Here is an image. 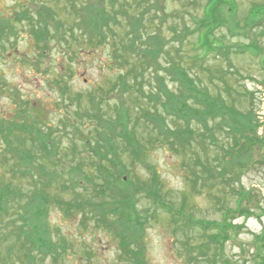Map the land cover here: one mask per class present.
<instances>
[{"label":"rangeland","instance_id":"obj_1","mask_svg":"<svg viewBox=\"0 0 264 264\" xmlns=\"http://www.w3.org/2000/svg\"><path fill=\"white\" fill-rule=\"evenodd\" d=\"M85 1L96 0L49 1L48 6L42 5L43 0H0V18L17 19L12 31L2 26L9 36L0 56V182L24 192H29L30 179L16 170L17 157L8 152L9 147L35 151L39 137L49 136L55 146L58 142L59 158L54 157V148L53 157L43 160L49 169L65 170L63 181L69 183L82 170H92L97 159L85 143L92 135L88 113L98 112L87 95L92 94L109 113L120 102L117 79L127 67L113 63L109 42L89 44L90 35L80 22L86 14ZM106 6L110 8L108 2ZM114 6L122 22L115 26L118 35L128 28L119 11L122 7L138 30V44L147 43V33L164 36L163 54L143 72L144 91L155 90L159 76L176 91L175 70L171 71L175 61L189 74L198 94L217 103L206 124L198 119L190 122L191 136L179 141L178 147L184 144L179 151L157 141L145 150L143 163L129 165L125 160L130 170L118 182L125 190L121 203L129 208L130 219H146L145 264H260L259 255L264 256V29L260 23L264 0H115ZM209 7L224 20L211 27L214 50L205 54L202 48L195 49L202 35L196 27ZM27 8L33 17L19 21V12ZM51 15L64 24L61 29L55 30ZM40 19L49 23L50 33L43 39L34 34ZM251 44L261 49L258 55L247 49ZM122 95L141 129L146 120L138 105L151 108L152 103L135 91ZM199 106L198 113L205 114ZM226 108L233 112H225ZM166 121L171 128H183L171 115ZM148 164L156 171L159 186L152 183ZM79 182L74 192L57 195L112 201L108 192L105 198L99 193L100 179ZM155 186L162 188L154 190ZM169 209L178 217L171 216ZM13 217L9 213L0 221L4 225ZM47 222L52 239L58 242L63 237L68 243L58 264H133L123 256L118 238L92 215L82 222L79 213L67 217L51 204ZM6 231L3 227L0 232ZM1 251L2 257L6 255L5 249ZM50 263L48 256L41 264Z\"/></svg>","mask_w":264,"mask_h":264},{"label":"trees","instance_id":"obj_2","mask_svg":"<svg viewBox=\"0 0 264 264\" xmlns=\"http://www.w3.org/2000/svg\"><path fill=\"white\" fill-rule=\"evenodd\" d=\"M49 1L57 0H43L42 5L48 6L46 3ZM85 2L87 3L85 7L86 14L84 17H80V22L85 25L84 28L87 29L90 35L88 36L89 44L95 46L103 42H109L113 63L127 67L125 73L123 75L119 74L117 79L119 87H121L120 102L111 108V111L109 110L111 113H109L108 110L100 106L101 104L99 105V102L97 103L92 94L89 93L87 95L91 106H94L95 103L98 105V112L88 113L92 135H87L85 143L86 146L88 145L92 148V152L97 159L93 163L92 170H82L80 177L71 178L69 183L63 181L65 170L62 168L56 170L55 167L49 169V166L43 160L46 156L53 157L51 152L54 151V148H56V156L54 157L59 158L57 156L58 142H56L55 146L54 139H50L49 136L39 137L37 142H35V151L31 148H18L19 146H12V149L9 147L8 152H12V155L15 154L17 157L16 170L21 172L20 175L30 179L31 187L29 192H24L13 187L10 182L7 184L0 182V219L9 213H13L16 216L7 219V223L4 225L0 221V231L3 227L7 228L6 232H0V264H41L48 256L52 259L50 264H58V260L62 257V251L65 250L68 243L63 237H60L58 242L51 237L52 231L47 222L48 208L51 204L58 206L67 217L74 213H79L82 222L89 215L94 216L97 223L104 225L108 231L118 238V243L125 258L128 257L133 264H145L143 257V225L146 219L144 221L130 219L129 208L122 206L121 203L122 198L124 199L123 196H125L123 193L125 190L122 189L124 185L121 187L118 182L123 180V178L121 179V174L130 170L125 160L129 161V165L143 163L146 155H144L145 150L152 147L157 141L162 142L171 150L177 149L179 151L184 145L178 147L179 141L185 136H191L188 126H190L189 124L193 119H198L206 124L209 117L213 118L211 113H213V108L217 104L213 101L214 98L209 97L207 94L202 96L198 94L197 86L189 74L184 71L182 65L178 64V67H176L177 63L175 61H172L174 67H172L171 71L175 70L172 74L175 76L178 86L176 91L168 88L162 76H159V84L155 90L144 91L142 85L144 82L143 72L147 68H151V63L156 62L158 57L163 54V49L166 45L161 32L155 34L154 37L152 34L145 32V34L147 33V43L145 40H141L138 44L136 41L138 38L140 39V36H136L138 30L130 23L127 12L122 7H120L119 11L123 12L124 16L122 17H124L128 28L125 29L124 33L122 32L118 35L115 26L121 25L122 22L118 18V10L114 9L115 0ZM106 2L109 3L110 8H107ZM94 3L102 6L93 5ZM74 5L77 7L76 3ZM205 12V18L197 21L196 29L202 31V35L196 43L195 49L202 48L204 53L208 54L214 50L209 39L211 27L215 22L224 19L220 14L216 16L215 10L211 11L210 7ZM31 13L33 11L30 8L20 11L18 14L19 21L23 18L30 20L33 17ZM51 19H54L51 22L55 30L61 29L64 25H61L62 22L56 21L57 19L54 15H51ZM15 20L17 19L14 17L0 18V56L5 50L3 43L9 36L5 32L6 29L2 26H9L12 31ZM46 21L43 23V19H40L37 23L39 27L34 29L37 39H43V37L45 38L49 35V23L46 24ZM260 23L264 29V22ZM3 31L5 33H2ZM130 38L132 39L130 40ZM248 47L247 49L252 51L254 55H258L261 50L258 45L255 47V45L251 44V47ZM237 48L245 50L244 46L239 45ZM261 52L264 54V51ZM197 58L200 59L199 56ZM132 59H135L134 63H132ZM262 66L264 68V58ZM128 78L132 82L128 81ZM114 85L115 83L112 85L111 90L114 89ZM179 89L180 91L177 92ZM133 91L140 94L142 98L147 99L149 103H152L151 108H144L143 105H138L142 112L141 116L146 120L140 126L141 129L136 127L137 120L135 119L133 108L122 100V94H130ZM78 97L77 99H79ZM199 105L206 111L205 114L198 113L196 107ZM224 111L233 112L232 108H226ZM77 113H81L80 109L76 110ZM167 115L173 116L176 121H181L183 128H171L166 121ZM206 115L209 116L207 117ZM133 119L135 120L134 122H132ZM250 131L254 132V127ZM191 141H194L193 137H191ZM189 143L191 142L187 143L188 146ZM46 150H48V154L45 152ZM147 169L151 170L150 164L147 165ZM149 173H151L152 183L159 186L155 180V174L157 173L154 168ZM123 177L127 179V177ZM96 179L101 181L99 186L102 188H99L101 190L99 193L105 198L108 192V194H111L112 201L106 199L101 201L76 200L74 196H72L73 199L72 197L63 199L57 195L60 192H74L75 187H79L77 184H80V180L83 182L85 180L95 181ZM157 186H155L154 190L162 188V186ZM151 187L153 188V186ZM11 202L15 205H11ZM11 207L16 208V210L12 211ZM169 212L171 216L178 217L175 212L171 210ZM7 239L14 241V243H11V245L3 243ZM1 249H5L6 252L3 257ZM15 257L16 260L13 261ZM259 259L260 264H264V256L259 255Z\"/></svg>","mask_w":264,"mask_h":264}]
</instances>
